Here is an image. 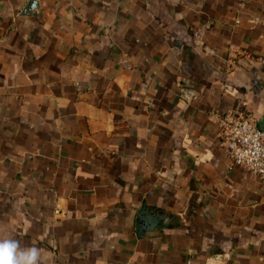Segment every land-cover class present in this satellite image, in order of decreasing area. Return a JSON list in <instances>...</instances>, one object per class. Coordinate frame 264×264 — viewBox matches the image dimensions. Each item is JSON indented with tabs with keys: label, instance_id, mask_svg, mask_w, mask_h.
Returning a JSON list of instances; mask_svg holds the SVG:
<instances>
[{
	"label": "crops",
	"instance_id": "0c3cea01",
	"mask_svg": "<svg viewBox=\"0 0 264 264\" xmlns=\"http://www.w3.org/2000/svg\"><path fill=\"white\" fill-rule=\"evenodd\" d=\"M32 1L0 0V235L44 264H264V180L219 127L264 130V0Z\"/></svg>",
	"mask_w": 264,
	"mask_h": 264
},
{
	"label": "built area",
	"instance_id": "2783aa9c",
	"mask_svg": "<svg viewBox=\"0 0 264 264\" xmlns=\"http://www.w3.org/2000/svg\"><path fill=\"white\" fill-rule=\"evenodd\" d=\"M221 145L233 164L264 180V130L247 117L229 113L219 118Z\"/></svg>",
	"mask_w": 264,
	"mask_h": 264
},
{
	"label": "clouds",
	"instance_id": "9594fccd",
	"mask_svg": "<svg viewBox=\"0 0 264 264\" xmlns=\"http://www.w3.org/2000/svg\"><path fill=\"white\" fill-rule=\"evenodd\" d=\"M0 264H44V259L40 248L0 235Z\"/></svg>",
	"mask_w": 264,
	"mask_h": 264
},
{
	"label": "water",
	"instance_id": "95a60500",
	"mask_svg": "<svg viewBox=\"0 0 264 264\" xmlns=\"http://www.w3.org/2000/svg\"><path fill=\"white\" fill-rule=\"evenodd\" d=\"M36 6H37V1L33 0L30 3V5H29V7H28V9L26 11L27 12L26 14H29L32 10H34V8H36ZM146 216L148 217V215H146L145 212L143 214H141V216H140V221H141L142 225H145V226H146V223H145V220H146L145 217ZM140 231L143 232L144 231V227H140Z\"/></svg>",
	"mask_w": 264,
	"mask_h": 264
}]
</instances>
